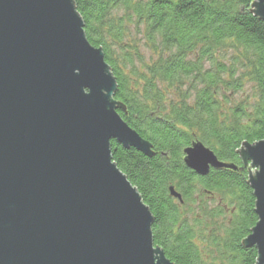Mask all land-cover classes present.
I'll list each match as a JSON object with an SVG mask.
<instances>
[{"label":"water","instance_id":"1","mask_svg":"<svg viewBox=\"0 0 264 264\" xmlns=\"http://www.w3.org/2000/svg\"><path fill=\"white\" fill-rule=\"evenodd\" d=\"M250 11L264 19V0ZM115 88L72 0H0V264H173L111 161V142L152 154L116 112ZM237 153L257 216L241 244L264 264V139ZM182 154L200 176L236 168L198 141Z\"/></svg>","mask_w":264,"mask_h":264},{"label":"trees","instance_id":"2","mask_svg":"<svg viewBox=\"0 0 264 264\" xmlns=\"http://www.w3.org/2000/svg\"><path fill=\"white\" fill-rule=\"evenodd\" d=\"M72 1L114 78L116 112L152 151L110 145L152 214L153 246L173 264H255L256 248L241 244L257 216L237 153L264 139V19L250 11L254 0ZM196 141L236 168L195 174L182 151Z\"/></svg>","mask_w":264,"mask_h":264},{"label":"rangeland","instance_id":"3","mask_svg":"<svg viewBox=\"0 0 264 264\" xmlns=\"http://www.w3.org/2000/svg\"><path fill=\"white\" fill-rule=\"evenodd\" d=\"M113 14H117V12L114 11ZM130 32H131L133 35H135L136 39L140 40V36L137 35V31H136L134 28H130ZM142 43H143V42H142V40H141L140 43H139V45H140V46H139V51H140V53L142 54L143 58L146 60V59L150 56V54H149V51H148L145 47L142 46ZM246 170H247V168H246Z\"/></svg>","mask_w":264,"mask_h":264}]
</instances>
